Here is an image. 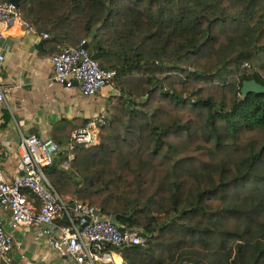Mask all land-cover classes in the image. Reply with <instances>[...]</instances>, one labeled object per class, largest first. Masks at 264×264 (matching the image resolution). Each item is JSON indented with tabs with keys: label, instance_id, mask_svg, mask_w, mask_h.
<instances>
[{
	"label": "trees",
	"instance_id": "obj_1",
	"mask_svg": "<svg viewBox=\"0 0 264 264\" xmlns=\"http://www.w3.org/2000/svg\"><path fill=\"white\" fill-rule=\"evenodd\" d=\"M18 7L51 54L98 26L88 52L116 71L100 141L44 169L57 193L143 236L121 248L127 264H264V94L240 93L242 80L264 85V0ZM85 123H56L67 131L52 141Z\"/></svg>",
	"mask_w": 264,
	"mask_h": 264
},
{
	"label": "built area",
	"instance_id": "obj_2",
	"mask_svg": "<svg viewBox=\"0 0 264 264\" xmlns=\"http://www.w3.org/2000/svg\"><path fill=\"white\" fill-rule=\"evenodd\" d=\"M0 24L21 26L26 33L46 39L22 18L18 5L0 1ZM64 45L49 58L53 65V79L64 87L77 83L84 96L96 95L107 86H113L114 69L102 68L83 48ZM3 56L0 55V61ZM244 68L249 63L243 64ZM114 94H119L113 89ZM7 89L0 82V102L6 101ZM108 121L107 112L91 116L84 126L70 132L69 141L62 147L36 134L21 137L17 149V168L22 173L8 180L0 162V264H13L9 253L14 237L5 225L12 228H33L44 237L47 246L68 264H127L120 250L124 246L143 244L145 239L136 229L122 228L112 217L96 206L80 200L60 196L48 181L44 169L53 163L63 149L75 145H92L100 141V127Z\"/></svg>",
	"mask_w": 264,
	"mask_h": 264
},
{
	"label": "crops",
	"instance_id": "obj_3",
	"mask_svg": "<svg viewBox=\"0 0 264 264\" xmlns=\"http://www.w3.org/2000/svg\"><path fill=\"white\" fill-rule=\"evenodd\" d=\"M44 41L19 25L0 24V82L8 91L6 101L0 102V162L8 180L22 174L17 168L22 136L36 134L45 140L59 137L67 130L54 127L56 123L80 126L106 111L107 101L114 94L113 86H107L96 95L84 96L76 82L67 88L54 80L49 60L52 54ZM5 228L14 237L9 253L13 264L69 263L47 246L37 230L12 228L8 223Z\"/></svg>",
	"mask_w": 264,
	"mask_h": 264
},
{
	"label": "water",
	"instance_id": "obj_4",
	"mask_svg": "<svg viewBox=\"0 0 264 264\" xmlns=\"http://www.w3.org/2000/svg\"><path fill=\"white\" fill-rule=\"evenodd\" d=\"M14 4L18 5V0H10ZM98 26L94 27L90 34L89 38L85 40L83 44V48L88 49L90 40L95 36L96 31H97ZM253 92V93H261L264 94V85L257 82L254 79H249V80H242L241 86H240V93L242 96H246L248 93Z\"/></svg>",
	"mask_w": 264,
	"mask_h": 264
},
{
	"label": "rangeland",
	"instance_id": "obj_5",
	"mask_svg": "<svg viewBox=\"0 0 264 264\" xmlns=\"http://www.w3.org/2000/svg\"><path fill=\"white\" fill-rule=\"evenodd\" d=\"M113 85V84H112ZM100 139H101V135H100Z\"/></svg>",
	"mask_w": 264,
	"mask_h": 264
}]
</instances>
